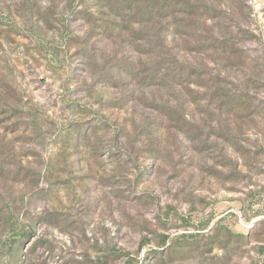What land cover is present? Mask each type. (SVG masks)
<instances>
[{
  "label": "rangeland",
  "instance_id": "rangeland-1",
  "mask_svg": "<svg viewBox=\"0 0 264 264\" xmlns=\"http://www.w3.org/2000/svg\"><path fill=\"white\" fill-rule=\"evenodd\" d=\"M0 264H264V0H0Z\"/></svg>",
  "mask_w": 264,
  "mask_h": 264
}]
</instances>
